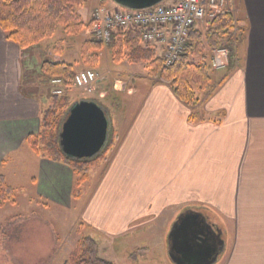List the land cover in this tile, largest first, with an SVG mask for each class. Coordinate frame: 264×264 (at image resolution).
Listing matches in <instances>:
<instances>
[{
  "label": "crops",
  "instance_id": "0c3cea01",
  "mask_svg": "<svg viewBox=\"0 0 264 264\" xmlns=\"http://www.w3.org/2000/svg\"><path fill=\"white\" fill-rule=\"evenodd\" d=\"M232 13L242 28L233 59L217 69L223 72L212 78L197 106L179 99L169 84L154 82L146 68L132 72V65L146 62L127 57L111 70L112 77L102 74L95 83L94 98L107 109L117 137L100 163L98 192L76 206L82 219L71 222L68 232L80 230L75 242L94 238L98 255L113 264H119V241L121 264H133L131 248L148 249L158 264H167L162 228L193 203L224 241L214 264H264V0H233ZM83 30L89 31L86 39L92 36L90 29ZM42 40L21 48L0 27V175L6 182L28 158L32 185L42 197L56 200L67 188L73 195L75 172L27 142L29 134L39 133L52 103L49 76L40 68L44 59L35 48ZM52 56L71 63L59 51ZM118 82L114 95H104L109 83ZM72 91L67 90L71 101ZM83 195L81 188L79 197L73 196L81 200ZM153 226L161 227L155 243L153 235L135 236Z\"/></svg>",
  "mask_w": 264,
  "mask_h": 264
},
{
  "label": "trees",
  "instance_id": "16d2710c",
  "mask_svg": "<svg viewBox=\"0 0 264 264\" xmlns=\"http://www.w3.org/2000/svg\"><path fill=\"white\" fill-rule=\"evenodd\" d=\"M86 1L0 0V27L21 48H27L51 36L60 24L64 26L67 33L76 34L92 25L90 21L85 23L75 9ZM234 23L232 11L223 9L214 19L205 21L204 29L198 27V24L194 25L190 29L185 51L177 61L169 65L165 64L163 56L157 53L154 46L142 43L139 27L114 30L109 43H113L115 57L120 58L123 51L127 50L129 62H146L147 75L154 82L169 84L179 99L188 106L195 107L201 101L199 92L210 89L212 84L209 50L218 44L225 45L230 51L231 61L233 59L236 42L231 34ZM103 47L104 43L92 35L82 43L81 59L91 65L97 64L99 61L97 51ZM40 68L48 76L62 77L67 90L73 87L72 79L76 72L73 64L44 59ZM67 90L60 96H52L51 105L43 112L39 133L29 134L27 142L39 154L63 162L72 168L77 175L73 195L79 197L81 186L88 179L90 169L99 165L101 161H105L117 136L110 127L106 144L99 153L89 158L67 156L58 141L67 108L74 101L70 100ZM12 198V187L6 184L3 175H0V206L8 200H13ZM68 260L70 264H113L110 260L98 255L97 242L88 235L82 236L75 242Z\"/></svg>",
  "mask_w": 264,
  "mask_h": 264
},
{
  "label": "rangeland",
  "instance_id": "374dc122",
  "mask_svg": "<svg viewBox=\"0 0 264 264\" xmlns=\"http://www.w3.org/2000/svg\"><path fill=\"white\" fill-rule=\"evenodd\" d=\"M96 2L98 3L96 4ZM112 2L113 1L109 0V3ZM98 4V0H87L85 4L76 6L75 9L82 15V20L87 23L89 21L91 22L93 10ZM89 9L92 11H89ZM204 25V22H200L197 26L204 29ZM88 29H91V27ZM239 29L241 33L242 28L240 25ZM88 33L89 31L86 32L85 30H82L79 33L70 34L67 33L63 25L60 24L51 36L44 38L39 46L35 48L38 51V55L43 59H52V55L59 51L62 59L71 62L76 68L80 61L79 51L81 50L83 41L88 37ZM158 51L160 52V50ZM97 52L101 53V55L98 54V57L100 56V62L98 61L97 64L91 65L81 59L80 67L76 68V70L85 67L95 69L99 74L97 81L101 78L102 74L112 77L111 70L116 69L118 62L122 60L125 61L127 57V50L123 51L120 58L115 57L113 55V43L104 44V47ZM124 64L125 63H120L119 65L124 67ZM132 66H134V69H131L132 72L144 73L145 68L147 70L146 63L145 65L142 63ZM221 72L223 71H217V69L212 68L210 70V75L214 78L216 73L219 74ZM115 73L117 72L114 71V74ZM51 77L53 76H49V84ZM93 87V91L88 94L81 89H74V87H71V89L74 90L72 92H74L75 95V97L73 94L71 95L72 99L87 98L98 101L94 98L98 96L96 94V84H94ZM119 88V82L109 83L108 86L105 87L106 90H104V95L107 96L109 93L111 96L112 92L114 95L116 93L115 90H119ZM207 92H209V89L203 90L202 93L199 92V95L202 94L203 96ZM107 100L110 101L109 98H107ZM115 102L117 101H114V103ZM109 119L111 120L110 115ZM29 161L31 160L26 158L22 169L15 170L7 175L6 182H8L13 189V200H8L3 206H0V264H70L68 257L75 244L74 239L78 237V233L80 232L77 227L68 232L71 225L70 223H75L78 218L82 219L80 214L81 209L77 212L76 206H83V198L85 199L87 196L88 200L89 197L91 198L94 193L98 192L97 188L101 182H98L99 184L97 183V185L94 184L97 182L98 173L102 171L103 166L102 164H99L90 169L89 178L82 184L84 197H82L81 200L75 199L72 195V190L69 192L68 188L66 190L67 192L64 191L63 194L59 196L60 198L54 200L42 197L38 193V188L35 184L32 185L31 176L34 175L32 173L34 171L32 170V165ZM102 162L105 161H101L100 163ZM76 176V173H74V182H76ZM74 189L75 185L73 184V190ZM121 193L122 190L119 189V195H121ZM190 208L199 211L201 206L196 203L185 205L177 216L186 212ZM172 225L173 224H171L169 228H162L166 238L167 264H174L168 256L167 249L168 236ZM160 229V226L140 229L136 232L135 236L140 234L153 235V243H155L156 233H159ZM129 242L133 243L130 240ZM131 243L128 244L130 245ZM121 245L122 243L119 241L117 243L118 256H115V260L119 264L124 261L119 250ZM131 250V253L128 256V260L131 263L136 264L140 262L145 264L142 262L145 261L144 258H151L150 261L152 263L158 264L156 260L157 258L155 259L153 256L148 255V249L131 248ZM124 257L127 258V255Z\"/></svg>",
  "mask_w": 264,
  "mask_h": 264
},
{
  "label": "built area",
  "instance_id": "2783aa9c",
  "mask_svg": "<svg viewBox=\"0 0 264 264\" xmlns=\"http://www.w3.org/2000/svg\"><path fill=\"white\" fill-rule=\"evenodd\" d=\"M98 1L90 29L95 38L108 44L114 30L139 27L142 43L158 48L166 65L177 61L185 51L194 25L214 19L223 9L233 10V0H165L143 9H128L116 4L109 6L107 0ZM239 36V25L235 22L231 37L237 42ZM230 61L227 46L218 44L211 48L209 63L213 69L226 68ZM98 77L94 69L81 68L74 73L72 86L90 93ZM50 86L54 96H60L67 88L60 76L51 77Z\"/></svg>",
  "mask_w": 264,
  "mask_h": 264
},
{
  "label": "water",
  "instance_id": "95a60500",
  "mask_svg": "<svg viewBox=\"0 0 264 264\" xmlns=\"http://www.w3.org/2000/svg\"><path fill=\"white\" fill-rule=\"evenodd\" d=\"M111 1L124 8L143 9L164 0ZM109 128L107 109L93 99L79 98L67 108L58 134L59 145L69 157H92L106 144ZM172 224L167 249L174 264H214L217 261L224 241L199 211L188 209Z\"/></svg>",
  "mask_w": 264,
  "mask_h": 264
}]
</instances>
